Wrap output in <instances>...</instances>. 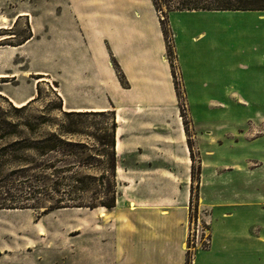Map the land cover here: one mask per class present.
I'll return each instance as SVG.
<instances>
[{"label": "rangeland", "instance_id": "rangeland-1", "mask_svg": "<svg viewBox=\"0 0 264 264\" xmlns=\"http://www.w3.org/2000/svg\"><path fill=\"white\" fill-rule=\"evenodd\" d=\"M132 7L152 23L133 0H0V264H181L180 255L182 264H220L219 246L203 253L218 231L257 237L256 264H264V93L235 86L229 69L261 19L172 14L161 40L156 31L134 40L135 57L121 59ZM196 28L207 32L199 43L191 40ZM104 46L128 138L125 154L121 138L116 147L121 181L111 211L101 205L112 197L101 179L108 149L94 138L108 120H87L79 136L61 134L63 112H91L73 109L100 102V82L81 80L79 67ZM219 69L227 87H207Z\"/></svg>", "mask_w": 264, "mask_h": 264}, {"label": "crops", "instance_id": "crops-1", "mask_svg": "<svg viewBox=\"0 0 264 264\" xmlns=\"http://www.w3.org/2000/svg\"><path fill=\"white\" fill-rule=\"evenodd\" d=\"M133 1H134V5L137 2H140L142 5L146 6L150 10L151 14L153 15L152 20H151L152 23L149 22L148 24L146 22L141 21L139 18V16H141L140 11L139 9L135 7L134 8L132 7L131 9L124 11L127 17L123 21H127L126 23H128L129 25H132L131 30H130L131 32H128V29L126 27H124V29L126 28L127 30L123 29V32H122L123 37H125L124 42H123V47L125 49L123 50L121 49L119 51L115 50L113 48L114 44L110 43L107 37H105V40H107V42L109 43V47H111L114 52L116 51L119 52L117 54L119 55L121 59H123V57H131V56L135 57V52H133V48H132L133 46H131L132 45L131 43L134 40H138V41L139 40H142V41L149 40L151 38L152 33H154V31L157 32L158 39L161 40V36H163L159 16L153 6L152 0H133ZM191 12H196V13H191ZM211 12H215V11H184V12H173L170 15L172 14L218 15V14H213ZM220 12H224V11H220ZM234 12H243L241 14H246V15H257L261 19L260 20L261 22L264 21V11H234ZM261 22L254 26L255 29H253V31L255 32L259 31V32H257L256 38L251 42L252 45L249 48H245V47L241 48V50H239L240 54L235 53L234 57L236 58V61H233V63L229 67L230 71L234 73V77H235L234 85L237 86V84H239L241 88H246V89L248 88V91L246 92L253 93V94L254 93L256 94L264 93V23L261 24ZM126 23H123V25H125ZM132 27H134L135 29H133ZM147 27L152 29L150 30L151 31L150 35H148L147 33ZM132 31H135V33ZM192 34H194L191 37V40L193 43H199L200 41L202 42L207 37V32L203 30H198V28L194 29ZM122 51H124L123 53L125 54H123ZM220 52H222V50H220ZM107 53H108V47L104 46V48L101 47L99 50L93 47L91 48V50H89L90 56H89L88 65L85 67H79V71H81L82 73V74L80 73L79 75L81 76L79 77L81 80H88V82L86 83L91 84L92 82L95 87H97L100 82V89H101L100 95H99L100 102L97 103L95 106L76 107L73 110H77V111L78 110L86 111V110H91V109H100V110L105 109V111L113 110L116 112V116H119L120 118L123 119V116L120 114L121 107L113 95L114 92H113L112 83L108 81L109 79H111L112 73L107 67V63H108V60L106 58ZM222 57H225V55H223ZM137 60L138 59H136V61ZM131 61H133V59ZM212 63L213 62H211V64ZM221 64L222 65L224 64L223 67L225 70L227 66L225 58ZM224 73L225 72L222 71V69H219L218 75L216 73L213 76L216 79L215 84L212 86L213 81H210L209 83H206V84L211 85V87L213 88L215 86H217V88H220V87L226 88L227 86L224 84V78H225ZM85 74H88V75L84 77ZM220 79H222V81L217 82V80H220ZM222 84H224V86H222ZM209 85L207 87H209ZM65 95H69V92H67ZM63 99L65 102H67L65 96H63ZM124 128H125V124H123L122 122L118 123V129H117L118 142H120V138H121L123 153L125 154V152L128 151L126 150L127 144H128V141H127L128 138L126 137L127 132L125 131ZM119 132L121 134L120 136H119ZM139 147H142V146H139ZM119 156L120 155H118V157ZM120 171H121L120 166L118 165L117 174H118L119 180L121 181ZM162 179L165 180L164 177H162ZM118 206H119V201H118ZM172 213L174 214V212ZM169 216H171V214ZM172 216L166 217V218L171 219ZM167 233H171V232H167ZM158 234L159 233L157 232L151 233V235H154L155 239H159L158 242L155 241L154 243H156V245L160 244L159 246L165 248L166 250L168 243L167 241L163 242L162 239L164 238L161 239L160 237H158ZM249 236H251V238H249ZM232 238H235L237 240V241H234V246L237 244V247H240L239 252L238 250L232 249L231 242H228V240ZM255 239H257V237H254L251 233L242 234L238 231L237 232L236 231H230V232L224 231V232L219 233L218 231V233H216L214 236V245L211 248V250L204 251L203 253H207L210 256V254L213 251H215L216 246H219L220 251H221V253H219L220 264H256L259 260L258 258L259 254L257 251L258 242ZM241 243H244L245 245L248 246L247 253L245 256H243L244 255L243 253H240V249L242 247ZM183 244L184 243L182 242L181 244L179 243L178 245L183 246ZM179 248L181 249V247ZM155 255L158 261L160 260L162 261V263L167 261L165 254L158 253L156 251ZM180 256L181 257L179 259V262L182 264L184 263V256L183 255H180ZM260 256H264V252H262ZM208 263L209 262L206 261L203 264H208Z\"/></svg>", "mask_w": 264, "mask_h": 264}, {"label": "trees", "instance_id": "trees-1", "mask_svg": "<svg viewBox=\"0 0 264 264\" xmlns=\"http://www.w3.org/2000/svg\"><path fill=\"white\" fill-rule=\"evenodd\" d=\"M153 6L157 13L164 15V19L160 18V23L164 35L167 34L166 25L170 14L173 12H184V11H264V0H152ZM27 106V105H26ZM26 106L19 109H24ZM62 111V107H60ZM64 117L67 119L68 123L62 126L61 134L64 136L75 137L83 134L80 127L83 123L87 122L89 119L103 118L108 120V128L106 134L95 135L94 138L102 147L108 149L107 154V171L101 176L102 184L105 178L109 179V188L112 193V197L109 201L101 203L102 207H105L108 211H111L117 206V187L118 182V155L116 151L117 147V116L116 112L112 110L100 111V112H63ZM97 126V124L95 125ZM97 128V127H96ZM100 131V129H99ZM79 144H72L76 147ZM51 151H58V147H54ZM103 152V150H99ZM69 156H78V152L73 150L69 152ZM108 173V175L106 174ZM107 175V176H106ZM67 206H51L48 210L52 209H63ZM92 209L95 206H90ZM47 211V210H46Z\"/></svg>", "mask_w": 264, "mask_h": 264}, {"label": "bare ground", "instance_id": "bare-ground-1", "mask_svg": "<svg viewBox=\"0 0 264 264\" xmlns=\"http://www.w3.org/2000/svg\"><path fill=\"white\" fill-rule=\"evenodd\" d=\"M3 76V75H2ZM23 105H25V103L24 104H22L21 106H23ZM20 106V107H21ZM92 111H105V109H103V110H100V109H94V110H92ZM119 148V146H118V137H117V149Z\"/></svg>", "mask_w": 264, "mask_h": 264}]
</instances>
